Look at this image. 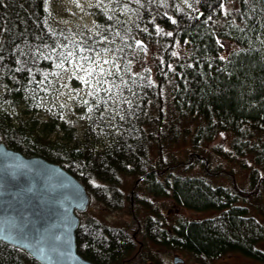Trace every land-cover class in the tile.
I'll return each mask as SVG.
<instances>
[{"label":"trees","instance_id":"obj_1","mask_svg":"<svg viewBox=\"0 0 264 264\" xmlns=\"http://www.w3.org/2000/svg\"><path fill=\"white\" fill-rule=\"evenodd\" d=\"M57 1L0 0V141L61 164L110 206H121V175L136 176L132 221L82 220L79 253L96 264H145L146 247L135 249L134 238L145 234L202 261L234 251L264 262V220L241 204L264 216V0H103L92 27L54 19ZM224 39L236 45L226 53ZM137 47L152 49L154 63L125 70V80ZM107 52L124 62L102 78L112 91L100 85L81 94L80 126L69 124V111L52 102L62 70L76 56L86 62ZM221 132L231 135L230 149L218 144L215 154L254 160L247 186L209 157L204 145ZM197 164L206 176L173 171ZM208 175H227L231 184ZM140 183L177 205L220 212L168 226L150 202L132 207ZM0 264L41 262L2 239Z\"/></svg>","mask_w":264,"mask_h":264},{"label":"rangeland","instance_id":"obj_2","mask_svg":"<svg viewBox=\"0 0 264 264\" xmlns=\"http://www.w3.org/2000/svg\"><path fill=\"white\" fill-rule=\"evenodd\" d=\"M105 5L103 0H59L54 3V19L61 22H67L70 24H75L77 26L86 25L89 27L94 26V10L96 6ZM223 46V53L230 51L236 45L230 40H221ZM152 50V49H151ZM151 50H138V47L135 49V54H137V59L135 62H131L130 66H123L124 71L121 76L123 79L129 77L126 76V72L131 73H140L146 66H152L154 61L152 59ZM96 61L100 63L106 70H115V65H120L123 62L121 56L115 55L113 53H99V56L96 54L93 56ZM92 57V58H93ZM91 58V59H92ZM103 58V59H101ZM90 59V61H91ZM103 60H109V64H103ZM90 61L83 62L79 56L73 58L71 65L64 68L60 75L61 86L53 98L54 104H59L65 108L69 113L66 115V119L69 124H79L81 117L79 116V108L81 107V94L85 91H95L100 85H97V78H104L105 74H100L99 69L93 73L92 76H88L87 73L83 70L89 66ZM81 66V67H78ZM86 78L90 83H85L84 79ZM108 83L103 84L108 91H112L113 83L107 78ZM124 96V95H123ZM123 96H120L121 98ZM126 96V95H125ZM170 120V119H169ZM196 119H189V125H192ZM80 126V125H78ZM231 135L228 132H221L216 138L207 142L204 146L208 153L211 156V159L214 163V166H221L223 168L233 170L235 173V179L244 186L249 184V164L253 165L254 160L251 155H234L232 159L225 158L222 155L215 154L213 152L215 145H222L224 148L230 149ZM175 148V147H174ZM172 149V148H171ZM157 150L154 151L153 156L156 158ZM153 158V159H154ZM155 160V159H154ZM240 164V165H239ZM245 164V166L241 165ZM175 173L179 174H189V175H207L205 174L202 166L197 164L191 168H182L177 167L173 170ZM210 181L217 184L230 185L231 179L227 175H208ZM136 179L135 175L132 174H122L120 178V183L118 187L122 192V202L120 207H114L105 204L103 201L91 195V201L87 211L84 214H81V220H86L89 218H96L104 223H107L112 226L125 227L132 221V214L129 212L132 208L129 207L130 200L128 197L133 192L132 183ZM134 195L132 196V207L137 203L140 206H144L145 202H150L161 215L165 218L167 225L174 223L179 217L189 218V219H200L204 217H209L216 215L220 211L218 209H205V210H196L191 208H186L184 206L177 205L172 198L168 196H157L153 194L146 185L140 183L136 187ZM264 198V193L262 194ZM241 204H248L250 207L249 213L251 215L257 216L259 219L264 220V216L259 212L255 206L250 205L247 202L241 201ZM135 244L136 248L139 249L143 244L145 245V260L147 262H156L160 264H264L262 260L252 258L251 256L242 254L240 252H227L225 254L211 257L206 261L199 259L198 255L194 252L187 251L179 247H172L166 244H159L151 240L145 234H142L141 237H137L135 234ZM143 243V244H142ZM141 244V245H140ZM260 248L264 249V239L261 240L258 244ZM182 256L185 261L182 263H174V255ZM150 259V260H149ZM136 264H139V262Z\"/></svg>","mask_w":264,"mask_h":264},{"label":"water","instance_id":"obj_3","mask_svg":"<svg viewBox=\"0 0 264 264\" xmlns=\"http://www.w3.org/2000/svg\"><path fill=\"white\" fill-rule=\"evenodd\" d=\"M90 201L84 183L61 164L0 141V240L41 264H96L78 252L75 235ZM184 260L174 255V263Z\"/></svg>","mask_w":264,"mask_h":264},{"label":"snow or ice","instance_id":"obj_4","mask_svg":"<svg viewBox=\"0 0 264 264\" xmlns=\"http://www.w3.org/2000/svg\"><path fill=\"white\" fill-rule=\"evenodd\" d=\"M169 35H171V33H169ZM68 55L72 56L73 54L72 53H68ZM172 55L175 56L176 53L173 52ZM96 56H99V53H96ZM83 59L86 60V61L89 60L88 57H83ZM101 59H103V58H101ZM222 59H223V57H222ZM109 63H110L109 60H103V64H109ZM90 64L94 65V67L93 66H89L88 68L83 69L87 73L88 76H92L93 73L96 71V69H99V73L100 74L107 73L108 75H116V73H118L120 71L119 65H115L116 73H112L110 69L106 70L100 63H98L96 61L95 57H93L91 59ZM78 67H81V66L78 65ZM80 78L84 79L85 83H90V81H88L86 78H84V77H80ZM96 82H97V85H103V84L108 83V81L106 79H100V78H97ZM85 103H87V101H85ZM89 111H91V109H89Z\"/></svg>","mask_w":264,"mask_h":264},{"label":"flooded vegetation","instance_id":"obj_5","mask_svg":"<svg viewBox=\"0 0 264 264\" xmlns=\"http://www.w3.org/2000/svg\"><path fill=\"white\" fill-rule=\"evenodd\" d=\"M142 244H143V243H142ZM140 245H141V244H140ZM122 264H126V263H125V261H123V263H122Z\"/></svg>","mask_w":264,"mask_h":264}]
</instances>
